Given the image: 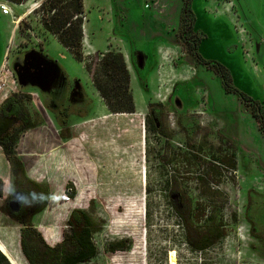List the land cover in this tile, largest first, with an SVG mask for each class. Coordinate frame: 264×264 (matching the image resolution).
<instances>
[{
  "label": "rangeland",
  "instance_id": "obj_1",
  "mask_svg": "<svg viewBox=\"0 0 264 264\" xmlns=\"http://www.w3.org/2000/svg\"><path fill=\"white\" fill-rule=\"evenodd\" d=\"M83 1V60L121 52L135 112L109 113L84 62L44 30L43 0L21 3L23 12L34 9L26 19L16 20L21 12L0 18V100L26 97L35 121L13 154L49 197L31 220L42 242L5 216L0 200V242L10 263L28 264L22 235L40 252L41 243L60 244L77 210L100 226L87 264H264V137L250 108L179 38L183 0H130L132 8L122 0ZM191 9L199 54L222 64L232 86L264 110V0H192ZM31 50L50 65L41 89L22 74V56ZM60 101L69 110L63 127L46 106ZM6 162L0 151L4 192ZM26 182L14 181L18 189ZM184 216L196 226L211 219L222 239L201 254L190 251ZM120 242L126 249L112 251Z\"/></svg>",
  "mask_w": 264,
  "mask_h": 264
},
{
  "label": "trees",
  "instance_id": "obj_2",
  "mask_svg": "<svg viewBox=\"0 0 264 264\" xmlns=\"http://www.w3.org/2000/svg\"><path fill=\"white\" fill-rule=\"evenodd\" d=\"M4 1L21 4L26 0ZM191 4L192 0H183L179 21V38L197 63L210 69L219 77L226 93L234 94L241 103L250 108L251 115L256 120L258 129L264 137V110L261 104L232 86L231 76L222 64L217 61L205 60L199 54L198 46L202 37L193 31L195 17ZM39 10L43 12L41 24L44 30L55 37L57 42L68 50L77 61L83 63L81 53L83 31L81 19L78 17L84 12L83 0H43ZM84 68L109 113L129 115L135 112V105L130 91V74L121 52L107 49L99 53L97 58L90 57L89 63L84 62ZM46 106L49 108L48 105ZM51 111H53L58 126H65L69 116L68 108L58 107ZM21 167L22 165H20V169ZM230 168H235L233 162ZM47 200L45 199L33 209L26 211L23 214V221L18 223L32 232L35 238L33 241L39 239L42 242L35 229H33L31 220L33 216L43 211L47 205ZM3 213L14 220L12 214ZM209 221L210 224L207 226H196L189 221V217L184 216V243L190 251L201 254L222 239L223 234L220 232L219 227L215 226L211 219ZM67 227L68 232L64 235L60 244L50 248L41 243V252L37 250L36 242L32 241L33 244H30L25 236L26 234L22 235L20 247L27 263L87 264L94 259L96 248L92 244L91 238L94 233L99 231L100 226L98 223L93 222L86 213L74 210L68 217ZM115 249L125 250L126 243L120 242L117 248H113L112 251H115Z\"/></svg>",
  "mask_w": 264,
  "mask_h": 264
},
{
  "label": "flooded vegetation",
  "instance_id": "obj_3",
  "mask_svg": "<svg viewBox=\"0 0 264 264\" xmlns=\"http://www.w3.org/2000/svg\"><path fill=\"white\" fill-rule=\"evenodd\" d=\"M22 64H23V56L20 65ZM17 69H19V66ZM47 105L51 110H55L58 107L66 108L63 106L62 101H60V103L57 104L58 106L57 108L55 107V109L52 107L50 103ZM52 112L53 111H51V113ZM32 116H34V114L27 106L26 97H23L20 94H10V95H6L3 99L0 100V151L2 152V154L4 155L7 161L6 178L8 183L10 182L11 185H13L16 189H18V187L14 183L16 176L27 181L26 185L24 187H20L16 192V194H19L21 196V198L25 194V192L28 191H35L38 193H43L45 196H48L47 191L44 188H42L41 186L37 185L34 182L28 181L25 178L23 165L21 161L18 160L16 156L13 154V149L15 148V144L17 142L19 135L24 131L35 127V121L32 120ZM20 165H22L21 169H20ZM3 182L4 180H2V177L0 176V200L5 201L4 212L12 214L13 219L16 220L15 222L20 223L23 221L24 218L23 214L26 211L36 207L38 204L32 207H20L18 205L17 208L13 210L11 207L12 206L11 203L13 202V199L11 196H7L4 190L2 189ZM22 227L26 228L24 226Z\"/></svg>",
  "mask_w": 264,
  "mask_h": 264
},
{
  "label": "water",
  "instance_id": "obj_4",
  "mask_svg": "<svg viewBox=\"0 0 264 264\" xmlns=\"http://www.w3.org/2000/svg\"><path fill=\"white\" fill-rule=\"evenodd\" d=\"M49 69L50 65L41 53L31 50L24 54L22 74L24 79L29 80L30 86L41 89V86L48 80L47 73H49ZM20 77L19 79L21 81Z\"/></svg>",
  "mask_w": 264,
  "mask_h": 264
},
{
  "label": "clouds",
  "instance_id": "obj_5",
  "mask_svg": "<svg viewBox=\"0 0 264 264\" xmlns=\"http://www.w3.org/2000/svg\"><path fill=\"white\" fill-rule=\"evenodd\" d=\"M18 189H16L13 185L10 184V182L6 185L5 194L7 196H11L14 203H17L20 207H32L36 204L42 203L45 199H48L49 197H46L43 193H38L35 191H28L25 192V194L22 196V198L17 199L16 198V192Z\"/></svg>",
  "mask_w": 264,
  "mask_h": 264
},
{
  "label": "crops",
  "instance_id": "obj_6",
  "mask_svg": "<svg viewBox=\"0 0 264 264\" xmlns=\"http://www.w3.org/2000/svg\"><path fill=\"white\" fill-rule=\"evenodd\" d=\"M30 1V0H29ZM119 1H121V0H119ZM123 2H125L126 3V7L127 8H132L130 5H133L131 2H129L130 0H122ZM146 1V0H145ZM116 2H118V0L116 1ZM83 5H84V1H83ZM23 4H22V6L21 7H13L12 8V13H13V15L16 13V12H21V13H18L19 14V17H18V19L17 20H23V19H26V18H28L29 17V15L33 12V8L31 7L30 9H28V10H26V11H22V10H20L21 8H23ZM15 16V15H14ZM150 16V15H149ZM0 18H2V19H5V20H7L9 17L7 16V15H3V14H1L0 13ZM150 18V17H149ZM16 24V22H14L13 23V25H15ZM0 264H11L10 263V261H9V259L4 255V254H2V252L0 251Z\"/></svg>",
  "mask_w": 264,
  "mask_h": 264
},
{
  "label": "built area",
  "instance_id": "obj_7",
  "mask_svg": "<svg viewBox=\"0 0 264 264\" xmlns=\"http://www.w3.org/2000/svg\"><path fill=\"white\" fill-rule=\"evenodd\" d=\"M8 3H10V2L4 1V0H0V13L3 14V15H7V16L11 17L12 20H15V17H14V15L12 13V10L8 6ZM15 5H17V7H21L22 6V4H15ZM13 23H14V21H13Z\"/></svg>",
  "mask_w": 264,
  "mask_h": 264
},
{
  "label": "bare ground",
  "instance_id": "obj_8",
  "mask_svg": "<svg viewBox=\"0 0 264 264\" xmlns=\"http://www.w3.org/2000/svg\"><path fill=\"white\" fill-rule=\"evenodd\" d=\"M108 172H110V171H108ZM100 176H101V174H100ZM106 176V175H105ZM106 178V177H105ZM108 178V177H107ZM107 178H106V180H107ZM103 180H105L104 178H102ZM113 179V178H112ZM115 179V178H114ZM102 180V181H103ZM119 180V179H118ZM120 180H121V178H120ZM106 182V181H105ZM98 183V182H97ZM121 184H123V183H121ZM121 184H120V186H121ZM98 185V184H97ZM114 185V184H113ZM102 186V185H101ZM119 186V185H118ZM122 186H124V185H122ZM99 188H100V186H99ZM124 189V188H123ZM100 190H102V189H100ZM121 190V189H120ZM103 192V191H102ZM0 251L2 252V254H4L6 257H9L8 256V254H7V251H6V249H5V247H4V245L0 242Z\"/></svg>",
  "mask_w": 264,
  "mask_h": 264
}]
</instances>
